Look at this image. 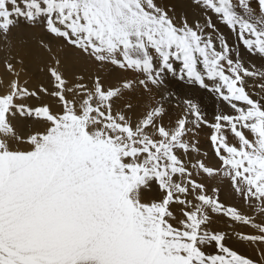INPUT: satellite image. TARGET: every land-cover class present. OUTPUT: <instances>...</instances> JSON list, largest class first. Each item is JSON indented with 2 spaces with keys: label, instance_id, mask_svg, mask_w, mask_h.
I'll return each mask as SVG.
<instances>
[{
  "label": "snow or ice",
  "instance_id": "1",
  "mask_svg": "<svg viewBox=\"0 0 264 264\" xmlns=\"http://www.w3.org/2000/svg\"><path fill=\"white\" fill-rule=\"evenodd\" d=\"M187 7L0 0V264H264V0Z\"/></svg>",
  "mask_w": 264,
  "mask_h": 264
},
{
  "label": "bare ground",
  "instance_id": "2",
  "mask_svg": "<svg viewBox=\"0 0 264 264\" xmlns=\"http://www.w3.org/2000/svg\"><path fill=\"white\" fill-rule=\"evenodd\" d=\"M171 2L177 4L178 11H179V10H183V11L187 12V13L189 14V16L192 15V11H191V9H189V8L187 7V5H184V4L182 3L181 0H171ZM31 31H33V32L36 33V31H34V30H31ZM14 32H17V30H15ZM22 35H23L22 33H18V32H17V38H18V39H19V38H22ZM36 35H40L39 31H38V33H36ZM29 73H30L31 78H32V84H36V83H38V82H40V81L43 80V77H42V75L38 72L37 67H36L35 64L29 66ZM30 86H31V85H30ZM173 91H174V90H173ZM179 93H180V92H179ZM206 101H208V100H206ZM213 101H214V99H213ZM210 103H211V102H210ZM213 105H214V109L212 108L213 110H210V108H211L212 105H210V108H204V111H205L206 116H210V117H212L213 114L217 111V110H216L217 107L215 106L214 103H213ZM208 106H209V105H208ZM211 119H212V118H211ZM211 119H209V120H211ZM205 131H207V130H205ZM203 134H204V133H202L201 135L203 136ZM204 136H205V135H204ZM204 136H203V137H204ZM201 142H202V144L204 143L203 141H201ZM221 198L225 201V203H233V202H234V201H232V200L230 199L229 194L225 191V187L223 188V191H222V193H221ZM245 231H250V230L245 229ZM228 245H229L230 247H232L233 250L237 251L239 254H242V255H244V256L250 258V259H253V260L257 261V264H260L261 256H260V254H259V252L257 251V248H256L255 246L249 247V246H247V245L234 244V243H232L231 241L228 242ZM208 251L211 252V251H214V250H213V249H208Z\"/></svg>",
  "mask_w": 264,
  "mask_h": 264
},
{
  "label": "rangeland",
  "instance_id": "3",
  "mask_svg": "<svg viewBox=\"0 0 264 264\" xmlns=\"http://www.w3.org/2000/svg\"><path fill=\"white\" fill-rule=\"evenodd\" d=\"M182 1V3L184 4V5H187L188 4V0H181ZM213 22L214 23H216V20H215V17H213ZM217 27L220 29V31L221 32H223L224 33V35L227 37V39H228V42H229V44H234L235 43V38L234 37H232L231 36V34L229 33V31L222 25V24H219V23H217ZM13 31H15V29L13 30ZM34 31H36V33H38V30H34ZM174 91H176L175 89H173ZM177 95H182V93L180 92H177ZM211 102V103H210ZM206 103V107L205 108H210V105H212L211 106V108H210V110H213L214 109V105H213V103L215 104V106L216 107H218L217 106V104H216V102H215V100L213 101V99L212 98H209L208 99V101H206L205 102ZM209 105V106H208ZM213 108V109H212ZM217 110V109H216ZM207 118L208 119H211L212 117H210V116H207ZM205 135V133L203 134V136ZM202 135H201V141H203L204 142V139H205V136L203 137ZM225 187V191L229 194V196H230V193H229V189H228V187L227 186H224Z\"/></svg>",
  "mask_w": 264,
  "mask_h": 264
}]
</instances>
